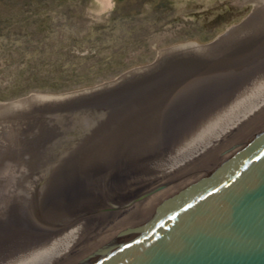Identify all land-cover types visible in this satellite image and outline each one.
<instances>
[{"label": "rangeland", "instance_id": "obj_1", "mask_svg": "<svg viewBox=\"0 0 264 264\" xmlns=\"http://www.w3.org/2000/svg\"><path fill=\"white\" fill-rule=\"evenodd\" d=\"M112 1L109 8L98 0L55 4L48 29L18 0L0 14V259L23 242L69 233L126 194L117 198L111 188L103 193L92 185L89 215L48 212L63 179L93 163L95 151L121 138L155 137V126L184 115L178 110L194 92L218 97L248 72L264 70V8L253 0ZM221 37L212 50L160 58L169 48ZM135 69L144 72L85 102L22 103L32 95L96 89Z\"/></svg>", "mask_w": 264, "mask_h": 264}, {"label": "water", "instance_id": "obj_2", "mask_svg": "<svg viewBox=\"0 0 264 264\" xmlns=\"http://www.w3.org/2000/svg\"><path fill=\"white\" fill-rule=\"evenodd\" d=\"M48 264H264V104L96 212Z\"/></svg>", "mask_w": 264, "mask_h": 264}, {"label": "bare ground", "instance_id": "obj_3", "mask_svg": "<svg viewBox=\"0 0 264 264\" xmlns=\"http://www.w3.org/2000/svg\"><path fill=\"white\" fill-rule=\"evenodd\" d=\"M99 1L104 3L107 8L113 6L112 0ZM253 1L256 7L264 8V0ZM256 27H258V25H256ZM223 39L224 37H221L219 40L217 39L216 42L207 45L195 42L175 46L162 51L160 58L162 59L164 55L168 53L212 50L214 47L216 48L215 45L219 44ZM262 67H264V65ZM255 70V73L248 72L242 80L239 79L240 82L237 83V87L225 89L218 97H215L217 94L213 95L211 90H203L199 94L194 92L195 94L190 97L189 104L185 107V110H178L180 111L179 114H184L183 116L174 115L172 119L166 121L160 128L159 126H155L157 136L154 135L155 137L151 136V138L143 137L137 139L121 138L119 143H114L116 145L118 144V146H110L105 152L95 151L93 155L91 154V162L93 163L87 167L77 168L71 175L69 173V175L63 179L61 187L55 190L57 193V195L54 194L56 201L53 197L47 201L48 212L54 211L56 215H62L63 210L65 213L77 212L78 214L89 215L92 211L86 207L89 206V201L93 199V193L90 191L92 185H98L100 192L103 193H105L109 187V189L111 188L109 190L111 191L109 192L110 196H116L118 198L122 196V194H127L149 180L188 161L264 104V70L260 71L258 68ZM142 72H144V69L132 70L116 81L114 80L111 83L101 85L96 89L61 95H32L23 99L22 103L24 105L37 104L43 106L64 104L73 99L85 98L104 91L115 90L117 88L115 86L120 85L132 76ZM254 80L255 85H252ZM258 82L262 85L256 87ZM238 84L240 87H238ZM211 88L213 87H208L206 89ZM180 106L179 104L176 105L175 109H179ZM222 118H224L225 121L222 122ZM216 120L220 121L215 123ZM208 123H211L213 126L206 128ZM136 183L139 184L135 185ZM107 196L108 195H106V197ZM92 203H95V201ZM79 225L80 226L66 234L55 235L49 238L45 237V239H40L38 242L33 241L34 243L30 244L23 242V246L16 250L13 247L12 252L1 257L0 264H48L64 253L73 243L84 226V224ZM4 251L6 252V249Z\"/></svg>", "mask_w": 264, "mask_h": 264}, {"label": "trees", "instance_id": "obj_4", "mask_svg": "<svg viewBox=\"0 0 264 264\" xmlns=\"http://www.w3.org/2000/svg\"><path fill=\"white\" fill-rule=\"evenodd\" d=\"M15 0H0V14L5 10H8L10 3ZM30 10H33V13L37 16L39 28H42L47 21L51 18L50 12H52L51 7L57 4L58 6L71 5L77 2L78 0H18ZM122 1V0H118ZM33 7V9H32ZM46 28V26H44ZM47 27L46 29H48ZM44 29V30H46Z\"/></svg>", "mask_w": 264, "mask_h": 264}, {"label": "crops", "instance_id": "obj_5", "mask_svg": "<svg viewBox=\"0 0 264 264\" xmlns=\"http://www.w3.org/2000/svg\"><path fill=\"white\" fill-rule=\"evenodd\" d=\"M99 1V0H98ZM100 2V1H99ZM102 3V2H101Z\"/></svg>", "mask_w": 264, "mask_h": 264}]
</instances>
